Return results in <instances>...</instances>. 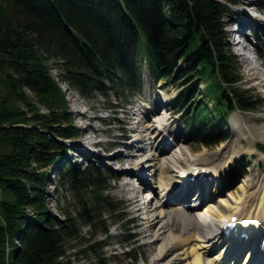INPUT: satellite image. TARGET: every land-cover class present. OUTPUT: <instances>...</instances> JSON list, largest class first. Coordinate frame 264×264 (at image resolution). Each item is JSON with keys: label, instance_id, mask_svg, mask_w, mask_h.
I'll return each instance as SVG.
<instances>
[{"label": "trees", "instance_id": "1", "mask_svg": "<svg viewBox=\"0 0 264 264\" xmlns=\"http://www.w3.org/2000/svg\"><path fill=\"white\" fill-rule=\"evenodd\" d=\"M235 3L0 0V264H68L63 260L66 244L78 236L75 218L67 215L61 221L51 215L45 191L49 175L44 169L62 162L67 140L79 135L48 61L60 58L64 78L80 93L98 92L107 98L115 94L120 100V89L140 88L145 56L158 81L196 79L180 95L182 106L198 96V82L208 80L206 98L193 103L186 119L195 137L212 146L226 138L213 139L214 123L236 104L243 110L250 107L245 95L233 90L238 81L235 57L227 50L223 25ZM180 62L184 66L178 68ZM24 88L49 112L41 114L28 103ZM17 100L27 103L31 116ZM64 164L59 186L71 187L80 218L94 223L101 218L94 213L104 204L110 214L117 212L115 202L104 194L107 171L93 165L82 169L66 158ZM105 262L102 253L99 264Z\"/></svg>", "mask_w": 264, "mask_h": 264}, {"label": "rangeland", "instance_id": "2", "mask_svg": "<svg viewBox=\"0 0 264 264\" xmlns=\"http://www.w3.org/2000/svg\"><path fill=\"white\" fill-rule=\"evenodd\" d=\"M238 1L239 5L231 9L233 10V16L225 18L224 30L228 32L227 38L229 47L231 46L232 52L237 55L241 50H239V47L234 48L236 45L232 32L239 28L237 25L240 22L244 24L245 28H243L242 34L247 39L246 43L251 44L255 51H253V56L251 54L244 55L246 58L241 55L238 56L237 63L239 65H236V67H240L242 73L241 78L243 80L240 89L245 88L250 94L252 93L251 96L248 94V101L250 103L258 101L262 106L258 111L239 110L234 113L233 117H231L232 121L230 119L227 124L228 128L230 126L232 131H227V128L224 129L227 131L229 137L232 138L217 146L205 147L199 144H192L188 143L185 138V133H183L181 129L178 116L171 110L170 106V103L180 91L179 87L182 83L165 81L154 82L149 72L145 71V88L142 96L133 94V92L129 93L127 90V99H124V101H118L115 97L110 101L101 96L98 92H94L91 96L80 93L75 86L69 84L64 78L65 69L63 61L60 60V58L50 59L48 61L50 75L62 90L68 110L73 114L74 126L83 127L86 124V121L80 120L81 116L86 117L91 125L89 129H82L83 135L80 139H83L84 149L79 152L75 150L70 151L67 154L68 159L71 163L82 169L91 165L95 167L103 166L102 170L105 169V171L108 172V180L110 181V187L106 191V194L115 202V206L123 207V209L119 210L115 215L108 212V208L105 204L104 206H100L96 210L97 213H94V217L101 214V218L96 219L94 223L90 224L86 222L85 219L80 218L79 208L77 207L71 187L69 185L59 186L60 176L58 171L59 169L63 171L65 166L64 161L60 162L58 165H52L44 169L49 175L45 191L51 215L61 221L65 220L67 215L76 219L78 236L66 244L67 254L63 259L65 262H68V264H99L102 253H105V264H153L157 257V247L160 246L162 241L157 245L148 244V241L152 237V232H144L146 225L145 220H142L147 213L139 212V203H135L134 200L131 199L132 195L136 199H139L138 194H136L137 192L130 195L128 190H125V183L127 181L132 182V184L136 183V180H133V178L129 177L130 179H125V172L131 170L132 162L135 161L131 159L130 154H135L138 144H142L136 139H144L143 132H141L142 129L140 128L141 124H139L140 118H136L133 114L136 108H139V106L143 104H145L146 110L154 111V114L148 117V122H150L151 125L154 124V121L151 120L155 118L163 120L162 117H164L166 119L167 131L171 133V135L165 138L159 135V132L155 130V132H152V135L155 134L153 143L164 147L166 149L165 151H167L166 156L174 158L176 164L173 165V168L175 170L178 168V162L180 164H183L182 161L188 163L192 160L191 157L198 156L199 159L206 158L205 167L208 166V160L209 164L213 166L212 168L220 170L223 173V186H217V183L212 184V186L209 185L204 190V197L208 198H206L201 205L203 209L202 212L206 210L211 212V214L207 216V220L212 222L214 228H216V223L223 219V213L220 211L221 205L227 206L232 204L236 199L240 197L243 199L249 195V193L259 190L264 180V154L257 150L258 143L264 145V87L256 86L258 84L257 81H250L247 77L251 72V66H256L261 73H264V66L262 65V62H264V0ZM247 56H249L251 60L247 59ZM2 78L3 76L0 73V88L3 89L4 84ZM185 79L189 78L186 77ZM189 81L190 80L187 82ZM23 92L26 95L25 99L27 102L34 107H38L41 114L49 112L48 107L39 102V99H37L32 91L28 88H24ZM120 92L123 93V91ZM0 96H2V92H0ZM166 97L167 100L165 99ZM130 99L133 101L132 105L126 103L129 102ZM165 102H167V104ZM16 103L26 114L29 116L32 115L28 109L27 103L20 100H17ZM113 103L118 107L115 106L114 109H110ZM119 104L122 105L120 106ZM208 108L209 112H211V103L208 104ZM90 115L94 117L93 120L89 118ZM234 118H237L240 122L239 125L245 123L244 127L246 126L249 130L252 129L251 131L255 130V134L246 133L237 135L236 132L233 131L234 127L232 122ZM163 124L165 125L164 121ZM214 125L217 129L214 128L213 130L217 133L213 139L217 136L219 138L226 136L219 131V127L222 131L223 127L222 125H218V121L215 122ZM249 136H251L252 139H249ZM235 140L239 141L238 146L240 147L238 148L240 149L233 146ZM251 140L253 142H250ZM93 141H96L98 144L93 145ZM143 144L149 145L146 142ZM179 150L183 152L179 153ZM233 154H237L234 164L230 161V157L234 156ZM192 163L193 162H190L188 164ZM230 163L233 165L229 166ZM177 170L179 171V168ZM142 173L144 174L146 182L152 185L151 169L147 170L146 166ZM195 191L189 195L188 201L189 199L190 201L188 204L196 202L195 199L200 193L196 195L197 192ZM157 193H159L158 189H156V194ZM151 194L150 190L144 192L147 201L151 198ZM201 196H203V193ZM256 200L257 199L251 201L254 205L253 208H255ZM150 203L152 204V201ZM148 206L150 208L148 209V216L151 217L153 215V213L150 212L152 207L149 204ZM28 213L29 216L32 217L33 214L30 209H28ZM121 214H125V217L123 216L119 222L118 216ZM130 219L133 220V224L129 222ZM174 223L178 224L180 228V234H177V236H181L182 232H184V223L182 219L176 215L174 216ZM129 229L131 230L130 233L136 236L131 242L133 245L127 242L126 235ZM225 244L226 242L207 253V258L213 261L212 263L232 264L229 255L224 263L223 257L220 259L217 258L218 261L214 260V257H218L223 250L227 252L226 250L228 248L227 246L224 247ZM191 245L198 248L200 243L196 241ZM190 250L191 248L189 247L188 251ZM200 251L204 253L205 249H200ZM243 257L244 254L239 258L237 264L245 263V257ZM167 258L169 257L164 258L157 264H165L169 260ZM192 260L193 257L189 256L182 264L191 263Z\"/></svg>", "mask_w": 264, "mask_h": 264}, {"label": "bare ground", "instance_id": "3", "mask_svg": "<svg viewBox=\"0 0 264 264\" xmlns=\"http://www.w3.org/2000/svg\"><path fill=\"white\" fill-rule=\"evenodd\" d=\"M248 59L251 60V58ZM262 65L264 66V62H262ZM250 70L251 72L249 73L247 79L254 82L257 81L258 84L256 86L258 87H264V73H261L256 66L251 67ZM165 99L167 100V97ZM136 114L141 120H145L148 115L152 114V112H146L141 108H138ZM153 121L156 125H150L149 123H142L140 125L144 140L140 141L139 139V141L143 143L146 142L149 145L146 147L144 144L140 145V147L137 149V153L131 155V157H133L135 160L134 166L132 167L134 169L125 172L126 177H134L133 180H136L140 185L135 186L132 184V182L127 181L125 183V190H128L130 195L137 192L136 194H138L139 199H136L133 197V195L131 199L134 200L135 203H139V212L147 213V215L143 217L142 220H145L146 225L144 232H152V237L148 241V244L157 245L160 241H162L160 246L157 247V257L155 258L153 264L160 263L161 260L166 257H169L167 258L169 260L165 264H182L183 261L187 260L189 256L193 257V260L188 264H214L207 258V253L210 250L212 251L214 248L220 246L224 242V239H221L220 233L215 232L212 222L207 220V216H209L211 212L209 210L202 212L203 209L201 205L208 197H204L203 193L202 202H200V199L197 197V203L193 205L183 204L182 206H176L174 201L176 197L179 199L184 198L186 195V189L192 190L194 184H192L189 179L194 174H196L197 171H199L198 174H201L203 170L208 171V174L212 172L216 173L217 175L223 173L220 170L212 168L213 166L209 164L208 160V166L205 167L206 158L199 159L198 156H195L191 157V162H193L192 164L177 163L179 171H181L182 174L176 176L175 171L177 170L173 168V165L176 164L174 158L166 156L167 151H165L166 149L164 147L153 143L155 134L152 135V132L154 130H158L161 132L160 135L166 137L168 135L166 126L163 124V120L160 118ZM239 123L240 122L237 120V118L233 119L232 125L237 135H243L246 133L255 134V130L251 131L252 129L249 130L246 128V126L244 127L245 123H241L240 125ZM248 138L252 139L251 136ZM238 142V140H235L233 146L236 148L240 147L238 146ZM250 142L253 141L251 140ZM233 155L234 156L230 157L231 162H234L236 159L235 156H237V154ZM146 166L150 167V169L154 171L153 186L146 183L144 174L142 175L141 173ZM142 186L147 187V189L153 194V196L151 194L149 201H147V197H145L144 193L141 191ZM182 186L188 187L185 188L183 194L181 192V195L177 196L179 190H181L180 187ZM154 188L158 189L159 193L156 194V189ZM255 199H257V202L255 208H253L254 205L251 201H255ZM151 201L152 204L150 203ZM148 204L152 207L150 212H152L153 215L151 217L148 216V209H150ZM220 211L223 213L222 221H225V223L233 216H239L240 224L238 223L237 225L239 230L232 231L233 234L231 237L233 238L232 240L235 244L229 246L232 251L228 248L230 252L228 250L226 253L222 252L218 257L215 256L214 260L218 261V259L223 257L224 263L225 258L229 255L233 258L232 264H237L240 255H242L244 252V246L242 247V244L246 241H241L242 234L246 233L250 235V238L247 240L248 242L249 240H252L253 237H256L257 239L264 237V235L261 234L264 232L262 231V229H264V180L262 181L259 190L249 193V195L243 199L240 197L239 199L233 201L232 204L227 206L221 205ZM176 215L181 218L184 223V232H182L181 236H177V234H180V228L178 224L174 223V216ZM196 241L200 243L198 248L191 245ZM256 245L257 242L250 246V254L245 255V264L250 262V256H253V258L255 257L253 253L251 255V252L256 249ZM189 247L191 248L190 251H188ZM200 249H205V252H201ZM258 249L259 248L257 247L255 255L257 254ZM261 258H263V256ZM260 264H264L263 260H260Z\"/></svg>", "mask_w": 264, "mask_h": 264}]
</instances>
